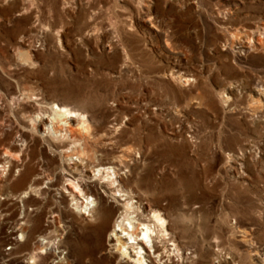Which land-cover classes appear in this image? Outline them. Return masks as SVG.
I'll list each match as a JSON object with an SVG mask.
<instances>
[{"label":"rangeland","instance_id":"1","mask_svg":"<svg viewBox=\"0 0 264 264\" xmlns=\"http://www.w3.org/2000/svg\"><path fill=\"white\" fill-rule=\"evenodd\" d=\"M53 102L170 218L167 264H264V0H0V264H115Z\"/></svg>","mask_w":264,"mask_h":264},{"label":"bare ground","instance_id":"2","mask_svg":"<svg viewBox=\"0 0 264 264\" xmlns=\"http://www.w3.org/2000/svg\"><path fill=\"white\" fill-rule=\"evenodd\" d=\"M178 78L180 82L188 81L186 75ZM49 107L51 112H38L35 118L44 135L63 140L56 149L68 160L66 172L71 178L66 179L70 185L66 191L70 208L95 221L96 227L105 233L115 264H167L171 256H180L170 218L155 207L157 200L142 199L137 191L126 186L121 155L94 160L90 145L93 137L86 119H80V113L64 105L53 102ZM124 150L129 151L128 147ZM110 169L114 177L105 183L103 179Z\"/></svg>","mask_w":264,"mask_h":264}]
</instances>
